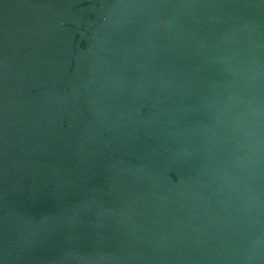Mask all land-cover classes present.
<instances>
[{"label":"water","instance_id":"obj_1","mask_svg":"<svg viewBox=\"0 0 264 264\" xmlns=\"http://www.w3.org/2000/svg\"><path fill=\"white\" fill-rule=\"evenodd\" d=\"M0 264H264V0H0Z\"/></svg>","mask_w":264,"mask_h":264}]
</instances>
